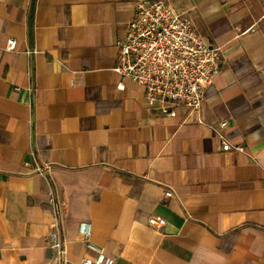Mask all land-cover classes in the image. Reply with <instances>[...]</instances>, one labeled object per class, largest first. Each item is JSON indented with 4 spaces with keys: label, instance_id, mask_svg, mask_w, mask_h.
Returning <instances> with one entry per match:
<instances>
[{
    "label": "crops",
    "instance_id": "1",
    "mask_svg": "<svg viewBox=\"0 0 264 264\" xmlns=\"http://www.w3.org/2000/svg\"><path fill=\"white\" fill-rule=\"evenodd\" d=\"M137 1L0 0V264H264V0H163L222 56L174 116L112 70Z\"/></svg>",
    "mask_w": 264,
    "mask_h": 264
},
{
    "label": "built area",
    "instance_id": "2",
    "mask_svg": "<svg viewBox=\"0 0 264 264\" xmlns=\"http://www.w3.org/2000/svg\"><path fill=\"white\" fill-rule=\"evenodd\" d=\"M127 25L124 36L117 39L118 56L112 70L122 80L143 88L149 108L157 103L160 112L169 116L175 115L170 107L174 103L198 111L204 101V89L222 71L220 49L195 33L187 11L180 12L163 0H138ZM15 47V40L9 39L7 51H14ZM118 88L123 89V85ZM225 126L220 124V128ZM217 137L223 151L243 152L242 147L231 146L220 132ZM171 196L170 191L165 193L166 198ZM148 225L159 230L166 221L153 215ZM78 231L85 238L91 233L88 224L80 225ZM86 245L97 257L84 259L80 264H113L94 245ZM51 246L56 264H69L59 231L51 235Z\"/></svg>",
    "mask_w": 264,
    "mask_h": 264
}]
</instances>
